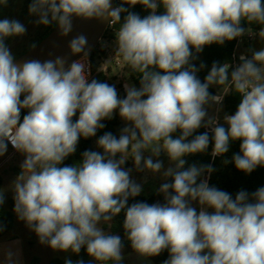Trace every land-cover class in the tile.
Segmentation results:
<instances>
[{"label": "clouds", "instance_id": "9594fccd", "mask_svg": "<svg viewBox=\"0 0 264 264\" xmlns=\"http://www.w3.org/2000/svg\"><path fill=\"white\" fill-rule=\"evenodd\" d=\"M8 3L0 0V7ZM136 5L147 14L131 11ZM28 12L62 38L77 20L107 24L113 55L139 80V87L124 85L123 97L115 85L89 80L91 48L83 33L68 40L67 56L17 63L6 41L27 28L0 19V157L9 144L24 157L9 186L13 211L39 243L77 255L85 249L96 264H121L124 243L104 226L123 212L124 235L140 257L167 251L163 264H264V186L233 198L209 184L212 164L185 167L187 156L211 145L215 159L235 141L239 152L225 164L245 174L264 167V47L241 54L235 66L213 62L203 81L197 74L205 64L194 63L205 46L244 35L264 43V0H119L115 6L112 0H30ZM228 94L239 104L221 123ZM117 113L124 122L118 136L105 132L96 140L102 151L85 150L79 162L64 164L81 138L95 137ZM201 128L206 131L195 134ZM161 154L169 160L166 169ZM129 160L136 172L161 175L157 193L164 203L129 204L143 191L125 167ZM4 255L7 264H17L18 253Z\"/></svg>", "mask_w": 264, "mask_h": 264}, {"label": "trees", "instance_id": "16d2710c", "mask_svg": "<svg viewBox=\"0 0 264 264\" xmlns=\"http://www.w3.org/2000/svg\"><path fill=\"white\" fill-rule=\"evenodd\" d=\"M118 3L119 0L116 1V4ZM130 10L140 14L142 17L147 14V11L140 5H136ZM162 12H163L162 8L158 9V14ZM244 26L247 27L246 24ZM259 27H260L259 25H252L254 32L258 31ZM111 38L114 39V32L113 29L108 28L105 34L103 35V39L109 40ZM241 38L234 39L232 41H226L223 45L212 44L210 46L204 47L203 51L200 54H198V59L194 62L197 67H199L201 63L205 64V68L200 72H198L197 74L199 79H201V81L204 80L213 62L224 63L225 61H228L233 65L236 56V50L239 45V40ZM109 50L113 52V49H109ZM91 53H96L98 58L100 59V62L98 64L94 61H91L90 59L92 72L94 74L93 78L103 82H107L110 85H115L117 90L120 89L122 92H124L125 90L124 86L116 84V79H117L116 74L118 71L117 67L113 66L114 68L111 69L108 68L107 66L103 69H100L104 60L108 58L110 52L106 51L105 49L101 50L96 48ZM236 61L237 63L240 62L238 56H236ZM134 75L135 74L132 73L131 70L128 68V76L130 79V84L139 87V80ZM209 91L212 94H216L218 92V89L216 87H212L209 89ZM238 104H239V97L236 96L235 94H228L224 97L221 106L224 113L231 115L234 114V112L236 111ZM25 114H27V111L22 110L21 119ZM76 118H78V114L77 117H74L73 119L75 120ZM102 123H104L106 126L104 129L98 130L95 137H91L88 139H84V138L80 139L77 145L76 152L73 155L69 156L64 161L65 165H73L79 162L82 158V153L85 150L102 151L101 149L97 148L96 140L105 132H112L114 135L117 136L119 135V131L122 128V124L118 119V113L114 115L113 119L102 121ZM204 131H206V129L201 128L195 134H200L203 133ZM178 134L179 133H177V135ZM239 143H240L239 141L231 142L228 153H226L223 156H218L215 159H213L211 156L212 148L210 145L207 152L191 155L189 158H187L186 159L187 163L185 167H188L193 163L197 165L212 164L215 171L211 174L209 178V184L211 186H215L221 190L229 192L230 194H232L233 198L235 197V194L240 190H246L247 192L252 193L259 187L264 186V167H257L252 173L245 174L244 172L237 170L233 163L231 162L227 164L224 163L225 160L231 161L233 154L239 152ZM12 150L13 148L9 144L7 151L10 153ZM16 172L19 173L20 170L16 169ZM2 187H3V178L0 175V188ZM136 201H143L149 204L156 203V195L155 194L140 195L135 199L130 198L129 204L134 203ZM6 203H7V199L5 197V203L2 206H0V226L3 227V231H0V238H2L6 233H8L12 229L14 224V216L12 212L6 208ZM8 203L11 208L14 207V202L12 200H9ZM123 220H124V214L122 212L113 219L110 228H108L109 226L107 225L104 227L105 229L109 230L111 233L119 235L124 243V248L130 250L131 252H134L130 246V242L127 241L124 235V230L122 226ZM148 258L154 264H163V262L166 259H168V252L164 251L159 256L148 257ZM78 260H83L84 264L96 263L94 260H92L91 257L87 255L85 249H82L78 255L73 253V261H72L73 264H76V261ZM50 264H65V261L60 259H54L50 262Z\"/></svg>", "mask_w": 264, "mask_h": 264}, {"label": "rangeland", "instance_id": "374dc122", "mask_svg": "<svg viewBox=\"0 0 264 264\" xmlns=\"http://www.w3.org/2000/svg\"><path fill=\"white\" fill-rule=\"evenodd\" d=\"M8 19H13V16L11 14H8ZM36 19V16L28 15L27 20H20L21 23H23L27 28L26 34L20 37H15L8 43V46L15 58H17L19 55L24 54L29 49V40L35 35L38 27L40 26L35 25ZM38 31H40V29ZM19 42V46L16 47ZM262 47H264V43L260 41L258 36L244 35L239 40V45L236 50V56L239 57L241 54L250 56L249 49L259 50ZM89 57L91 61H94L97 64L100 62V59L98 58L96 53H90ZM108 68L113 69L114 67L112 65H108ZM117 68L118 71L116 74V84L123 86L126 83L130 84L127 66L121 62L120 66H118ZM117 91L121 97L125 95V90L124 92H122L120 89H118ZM216 107L217 106L214 105L209 109L210 116L216 115ZM220 107L221 111L219 112V116L221 118V123H223L222 118L225 113L222 110V106ZM118 119L120 120L123 127L124 122L120 119L119 115ZM190 156L191 155L187 156L185 159L189 158ZM23 159L24 157L21 154L17 153L14 149L10 153L7 151V153L3 157H0V175L3 178L2 188L5 189V197L7 199L6 208L9 209L14 216V224L12 229L8 233H6L2 238H0V264H7L4 254L6 251L9 250L13 253H18V256L14 257V259H16L17 261V264H50V262L54 259H60L64 261L70 259L71 261H73V253L71 251H53L47 245H41L35 233L30 231L24 222L18 220L16 214L13 211L14 207L11 208L8 203L9 200H12L14 202V194L9 186L19 174L16 172V169L20 170V165ZM160 159L163 161L165 169L170 166L169 160L165 155L161 154ZM125 167L132 168L133 179H135L138 183L142 184L143 191L141 195L155 194L156 203H164L163 195L157 193V189L159 188L161 183L164 182L161 175H153L148 172H136L134 169L133 162L131 160L126 163ZM193 206L196 207L199 211L198 203L194 202ZM209 211L212 210L209 209ZM105 230L109 231L107 229ZM123 256L124 259L122 260L121 264H154L149 258L140 257L135 252H131L126 248H123Z\"/></svg>", "mask_w": 264, "mask_h": 264}, {"label": "water", "instance_id": "95a60500", "mask_svg": "<svg viewBox=\"0 0 264 264\" xmlns=\"http://www.w3.org/2000/svg\"><path fill=\"white\" fill-rule=\"evenodd\" d=\"M117 0H112L113 5H116ZM108 29L107 24L99 23L96 21L91 22H81L79 20L75 21L74 30L69 37L62 38L58 35V30L54 29L50 34L40 41L34 48H31L24 54L16 58L17 63H22L25 60L39 59L41 61L50 59L55 55H68V40L79 33H83L88 37L89 47L91 52L97 47L98 43L102 39L106 30ZM90 52V53H91ZM52 54L50 56L49 54ZM79 57H72V59H78Z\"/></svg>", "mask_w": 264, "mask_h": 264}, {"label": "flooded vegetation", "instance_id": "af4514ba", "mask_svg": "<svg viewBox=\"0 0 264 264\" xmlns=\"http://www.w3.org/2000/svg\"><path fill=\"white\" fill-rule=\"evenodd\" d=\"M29 3H30V0H9V3L7 4L6 7H0V19L8 18V14H11L13 16V19L15 20H18V21L24 20V19L27 20L28 15H30L28 12ZM39 29L40 31H38ZM53 29H54V26L40 25L35 35L29 40L28 50L33 48L32 45H37L40 41H42L45 37H47ZM14 38H9L6 41V43L8 44ZM19 44L20 42L18 43L16 47H18Z\"/></svg>", "mask_w": 264, "mask_h": 264}, {"label": "built area", "instance_id": "2783aa9c", "mask_svg": "<svg viewBox=\"0 0 264 264\" xmlns=\"http://www.w3.org/2000/svg\"><path fill=\"white\" fill-rule=\"evenodd\" d=\"M109 28V27H108ZM114 39L113 38H111V39H103V37H102V39L100 40V42L98 43V45H97V49H105L106 51H108V52H110V54H109V56H108V58L106 59V60H104V62L102 63V65H101V68L100 69H103V68H105V67H107L108 65H112V66H114V67H118V66H120V64H121V61H120V58L119 57H115L114 55H113V52H111L109 49H113L112 48V41H113ZM101 41H104V42H106L107 43V47H103L102 45H101ZM95 48V49H96ZM88 63H89V65H90V76H89V80H91L92 78H93V76H94V74H93V72H92V67H91V61H90V58L88 59ZM237 64V61H236V56H235V60H234V63H233V66H235Z\"/></svg>", "mask_w": 264, "mask_h": 264}]
</instances>
